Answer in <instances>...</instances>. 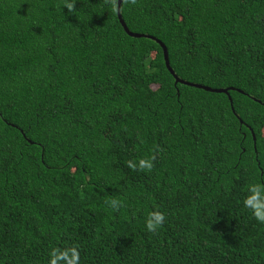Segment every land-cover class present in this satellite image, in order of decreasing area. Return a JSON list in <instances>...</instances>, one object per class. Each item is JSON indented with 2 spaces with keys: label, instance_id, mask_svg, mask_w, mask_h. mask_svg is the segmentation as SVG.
Segmentation results:
<instances>
[{
  "label": "trees",
  "instance_id": "16d2710c",
  "mask_svg": "<svg viewBox=\"0 0 264 264\" xmlns=\"http://www.w3.org/2000/svg\"><path fill=\"white\" fill-rule=\"evenodd\" d=\"M117 6L0 0V264H264V0Z\"/></svg>",
  "mask_w": 264,
  "mask_h": 264
},
{
  "label": "clouds",
  "instance_id": "9594fccd",
  "mask_svg": "<svg viewBox=\"0 0 264 264\" xmlns=\"http://www.w3.org/2000/svg\"><path fill=\"white\" fill-rule=\"evenodd\" d=\"M65 7L71 9L72 4L66 3ZM129 167L150 170L152 163L150 158L140 159L137 163L129 162ZM243 207L249 210L254 219L264 224V183L255 182L247 186L246 195L242 201ZM112 207H117V202H111ZM165 216L160 211L150 212L145 224L149 232H155L164 222ZM48 264H80V254L75 247L61 250L52 248L49 252Z\"/></svg>",
  "mask_w": 264,
  "mask_h": 264
},
{
  "label": "water",
  "instance_id": "95a60500",
  "mask_svg": "<svg viewBox=\"0 0 264 264\" xmlns=\"http://www.w3.org/2000/svg\"><path fill=\"white\" fill-rule=\"evenodd\" d=\"M120 4H121V0H118V6H117V17L119 19V22L121 23L123 29L125 30L126 33H128L130 36H133V37H140V36H148V35H145V34H140V33H135V32H132L130 31L125 22L123 21L122 17H121V13H120ZM156 41L160 44L161 48H162V52H163V58H164V61H165V65L167 67V69L170 71V73L173 74L174 78H175V82H181V83H184V84H188V85H191V86H195V87H200L202 89H205V90H208V91H211V92H217V93H227L228 89L227 88H211V87H207V86H203V85H200V84H194V83H191V82H186V81H183L181 80L180 78H178L173 70L171 69V67L169 66V61H168V54H167V49L165 47V45L160 41V40H157ZM229 97V96H228ZM230 99V104L232 106V103H231V98L229 97Z\"/></svg>",
  "mask_w": 264,
  "mask_h": 264
}]
</instances>
